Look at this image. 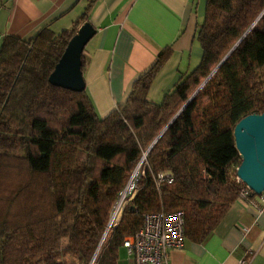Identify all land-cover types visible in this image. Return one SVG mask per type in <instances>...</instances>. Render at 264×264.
Segmentation results:
<instances>
[{
  "label": "trees",
  "instance_id": "trees-1",
  "mask_svg": "<svg viewBox=\"0 0 264 264\" xmlns=\"http://www.w3.org/2000/svg\"><path fill=\"white\" fill-rule=\"evenodd\" d=\"M94 2L70 29L1 43L0 264H92L146 152L137 193L95 264H120L125 238L148 212L182 209L187 238L203 242L246 187L234 128L264 112V0H207L196 29L200 63L153 101L150 88L173 52L164 47L106 116L86 87L49 80ZM160 172L174 181L158 186Z\"/></svg>",
  "mask_w": 264,
  "mask_h": 264
},
{
  "label": "crops",
  "instance_id": "crops-1",
  "mask_svg": "<svg viewBox=\"0 0 264 264\" xmlns=\"http://www.w3.org/2000/svg\"><path fill=\"white\" fill-rule=\"evenodd\" d=\"M92 0H0V46L5 35L24 39L42 28L70 29ZM207 0H95L89 21L96 28L86 44L83 75L100 116L129 96L133 82L167 46L172 55L154 80L149 98L160 101L179 78L201 61L197 23ZM264 264V201L238 198L203 242L187 238L169 251L166 264ZM133 258L128 255L127 264Z\"/></svg>",
  "mask_w": 264,
  "mask_h": 264
},
{
  "label": "built area",
  "instance_id": "built-area-1",
  "mask_svg": "<svg viewBox=\"0 0 264 264\" xmlns=\"http://www.w3.org/2000/svg\"><path fill=\"white\" fill-rule=\"evenodd\" d=\"M146 155L134 170L128 184L119 195L114 204L109 222L101 239L100 245L95 253L92 264H95L99 258L101 245L105 236L112 235L113 231L119 224L128 203L132 201L138 190V181L141 175L145 174ZM143 170L141 166L143 165ZM157 185L163 182L172 183L174 176L169 172H160L156 176ZM237 180L243 182L239 177ZM244 183V182H243ZM251 189L248 185L242 190L239 198L251 199L249 197ZM264 201V198H263ZM187 241L185 232V213L182 209L175 211H155L148 212L144 215L142 227L124 240V247L130 257L133 258L132 264H166L168 261L169 251L173 248H183ZM237 264H249V261L241 258Z\"/></svg>",
  "mask_w": 264,
  "mask_h": 264
},
{
  "label": "water",
  "instance_id": "water-1",
  "mask_svg": "<svg viewBox=\"0 0 264 264\" xmlns=\"http://www.w3.org/2000/svg\"><path fill=\"white\" fill-rule=\"evenodd\" d=\"M96 28L84 22L70 39L64 53L49 76L52 84L81 91L86 87L82 70V53L95 35ZM236 146L242 161L238 177L258 194L264 193V112L242 118L234 128ZM147 156V152L145 153ZM100 245V244H99Z\"/></svg>",
  "mask_w": 264,
  "mask_h": 264
},
{
  "label": "rangeland",
  "instance_id": "rangeland-1",
  "mask_svg": "<svg viewBox=\"0 0 264 264\" xmlns=\"http://www.w3.org/2000/svg\"><path fill=\"white\" fill-rule=\"evenodd\" d=\"M143 166H144V163L143 165L141 166V170H143ZM260 199L263 200L264 198V193L262 195L259 196ZM112 236V235H111ZM110 236V238H111ZM110 240V239H109ZM108 240V241H109ZM108 243V242H107ZM105 246V245H104ZM128 252H127V249L125 247H122L121 250H120V264H127V259H128Z\"/></svg>",
  "mask_w": 264,
  "mask_h": 264
}]
</instances>
